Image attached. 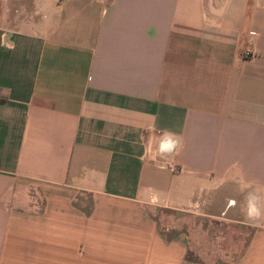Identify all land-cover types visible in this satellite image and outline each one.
<instances>
[{
	"label": "crops",
	"instance_id": "1",
	"mask_svg": "<svg viewBox=\"0 0 264 264\" xmlns=\"http://www.w3.org/2000/svg\"><path fill=\"white\" fill-rule=\"evenodd\" d=\"M249 193L264 0H0V264H264Z\"/></svg>",
	"mask_w": 264,
	"mask_h": 264
},
{
	"label": "clouds",
	"instance_id": "2",
	"mask_svg": "<svg viewBox=\"0 0 264 264\" xmlns=\"http://www.w3.org/2000/svg\"><path fill=\"white\" fill-rule=\"evenodd\" d=\"M252 35H256L252 33ZM180 146V141L175 137L174 133L165 131L158 147V154L160 156H166L168 154L173 153ZM157 198L153 196L152 203H156ZM235 204V201L231 202ZM246 216L249 220L258 221L261 217H264V212L261 210L260 206V197L255 193H249L246 196Z\"/></svg>",
	"mask_w": 264,
	"mask_h": 264
},
{
	"label": "rangeland",
	"instance_id": "3",
	"mask_svg": "<svg viewBox=\"0 0 264 264\" xmlns=\"http://www.w3.org/2000/svg\"><path fill=\"white\" fill-rule=\"evenodd\" d=\"M85 196H87L86 194H81V193H79V194H77V198L75 199V201H74V204L75 205H77V206H81V207H83L84 208V210H85V212H87L88 210H89V200L88 199H86L87 197H85ZM81 201H82V203H81ZM177 216H179V215H176L175 216V218H177ZM182 220H187V219H183V218H181L180 219V221H182ZM198 222V221H197ZM201 226H202V223H201ZM214 227H219V226H215V225H212V228H214ZM225 227H231V225H226ZM221 228V227H220ZM210 231V230H209ZM237 234V233H236ZM228 235V234H227ZM200 238H201V243L203 244V239H204V237L203 236H200ZM212 238V242L214 243V248H219L220 247V243H219V240H217V236H213V237H211ZM241 237H239V236H234V237H231V236H228L227 237V240H225V243L224 244H229V243H233L234 245H239L240 244V241H241ZM235 241H238V242H235ZM216 246V247H215ZM205 253L203 252V251H200V252H192V253H190L188 256L189 257H195V258H198V257H203V255H204ZM210 254H212V253H209V252H207V254L206 255H210ZM214 254V253H213ZM216 254H218V252H216Z\"/></svg>",
	"mask_w": 264,
	"mask_h": 264
},
{
	"label": "built area",
	"instance_id": "4",
	"mask_svg": "<svg viewBox=\"0 0 264 264\" xmlns=\"http://www.w3.org/2000/svg\"><path fill=\"white\" fill-rule=\"evenodd\" d=\"M243 56L244 57H249V56H251V52L248 49H245L244 52H243ZM167 166L169 167V170L172 173H177V172H179L181 170L179 167L175 166L171 162L167 163Z\"/></svg>",
	"mask_w": 264,
	"mask_h": 264
}]
</instances>
